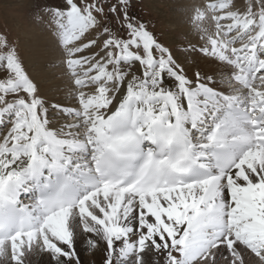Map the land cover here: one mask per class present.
<instances>
[{
    "label": "snow or ice",
    "instance_id": "obj_1",
    "mask_svg": "<svg viewBox=\"0 0 264 264\" xmlns=\"http://www.w3.org/2000/svg\"><path fill=\"white\" fill-rule=\"evenodd\" d=\"M35 4L57 46L73 57L64 63L74 85L95 84L91 96H77L82 111L56 106L88 122L87 144L78 150L91 146L94 167L77 166L72 174L59 168L69 145L48 128L36 85L5 38L0 96H16L18 104L0 112V124L12 126L0 150V264H27L29 255L31 264H217L213 249L227 264H245L244 251L264 261V95L250 98L248 107L216 87L221 63L242 72L248 61L264 79V44L227 61L213 41L211 52L191 49L195 67L186 71L143 20L136 22L133 0L108 4L116 25H104L86 42L104 2ZM85 64L90 78L81 80L76 69ZM70 127L80 124L62 126ZM22 157L26 171H12L9 161ZM26 176L43 197L35 211L20 206ZM73 207L78 237L70 227Z\"/></svg>",
    "mask_w": 264,
    "mask_h": 264
},
{
    "label": "bare ground",
    "instance_id": "obj_2",
    "mask_svg": "<svg viewBox=\"0 0 264 264\" xmlns=\"http://www.w3.org/2000/svg\"><path fill=\"white\" fill-rule=\"evenodd\" d=\"M182 5L186 8L187 12L182 18H187L184 27L188 29L191 24V20L194 18L201 19V29L202 32L193 36L190 41V46L188 47V55L183 62L186 64L185 70H189L195 67L194 63H191L196 57V52L191 51V49H197L199 47H204L209 49L210 52L213 50V41L215 44V51L217 55L223 57L224 59L234 61V57L240 55L242 50L245 49L243 45L235 46L233 39H225L224 35L240 27L243 32L237 34L241 37L245 30H251L252 27H257L259 30L255 34V39L252 40V44H256L258 38L261 36V33L264 32V17H259V15L254 13V10L251 6L248 5V0H180ZM240 15V16H238ZM232 16L234 19L228 24H223V19L228 20ZM221 22V23H220ZM253 22L254 24L250 25ZM220 24V25H219ZM222 27V31L217 29V26ZM237 30V29H235ZM254 31V30H253ZM30 43V55H29V64L34 68H31V73L35 81L39 84L40 97L43 100L41 104L48 112L50 123L48 128L54 129L60 135L61 139L67 141L69 147L63 150L61 157L56 161L59 165L60 159H66V157L71 161L73 166H80L82 169L90 164L89 156H85V151H80L78 149L84 147L87 144V121L82 117L78 120L77 118L70 117L65 115L64 111L59 110L58 107L63 105L65 111L72 112L82 111L81 106L78 103L77 96L79 93H86L87 96H91L94 91H87L86 88L82 89L77 88L74 83V77L69 74V69L65 66L64 61L66 59H72L73 57L66 55V49H61L56 44V39L54 35L49 34L47 30V25L45 27L39 28V26H34L32 32L27 34ZM262 44H264V39ZM247 46V47H249ZM72 47H75L74 45ZM233 49L236 50V53L231 54ZM80 55V54H77ZM227 57V58H225ZM251 59V58H249ZM189 63V64H188ZM243 67L249 65L248 61H242ZM91 67V65L85 64L83 67H78L76 72L81 80H88L89 75H85L86 69ZM218 72L216 79L218 81L216 87L223 88L224 92L232 97H244L247 102H251V99L258 100L257 93L264 95V81L256 80L257 82L252 84L251 89H246L244 84L235 83L233 80L235 76L244 75L241 72H236L232 64L221 63L216 65ZM234 73V75H230ZM260 73V72H259ZM190 74V73H189ZM253 76V75H252ZM259 79V78H257ZM253 79L251 80V82ZM113 86V85H111ZM115 88V87H114ZM85 90V91H84ZM251 98V99H250ZM119 99V98H117ZM55 107V111H52ZM13 107L6 109V112L12 111ZM92 115V112H89V116ZM80 124L79 128L70 127L63 129L64 125H76ZM1 125V124H0ZM71 132V135H68V132ZM11 144H9V147ZM2 148L1 150H3ZM43 154V153H41ZM8 160V157L4 158ZM49 159L51 157L49 156ZM12 163V171L15 172H25L28 164L27 157H22L19 161H9ZM64 167V166H63ZM25 182V179H24ZM23 182V183H24ZM32 202H26L28 206H31ZM91 208L92 205L89 204ZM95 211V208H92ZM70 227L76 233L77 237L81 234V220L78 208H72L71 217H70ZM217 257V264L220 263V253L219 250H213ZM245 257V264H264L258 262L255 256L250 255L247 251L242 253ZM221 264H227V261L224 260Z\"/></svg>",
    "mask_w": 264,
    "mask_h": 264
},
{
    "label": "rangeland",
    "instance_id": "obj_3",
    "mask_svg": "<svg viewBox=\"0 0 264 264\" xmlns=\"http://www.w3.org/2000/svg\"><path fill=\"white\" fill-rule=\"evenodd\" d=\"M248 5H252L251 7L254 10V13L259 15V17H264V0H248ZM57 0H51V3H56ZM104 2V15L99 16V24L96 29L93 30V33H90L89 36L84 38V41L86 42L88 38L93 36L95 33L100 32L101 28L104 27V25L109 26H115L117 23L116 17L112 16L111 19L109 17L111 14L108 12V4L113 3L114 0H97V3ZM134 4V13L137 17V21L143 20L144 23L147 25L148 29L152 34L155 35L156 39L167 49H169L175 58L177 62H184L188 51H185V49H188V47L191 45L190 41L193 38V36H197L202 32L201 29V19L194 18L191 20L190 27L188 29H185L184 26L187 24L186 17L182 18L181 16H184L187 12L186 8L182 5L180 0H133ZM36 4L35 0H0V51L3 50V44L4 39H7L9 47H14L16 50V53H18L19 60L22 62L24 69L27 71L28 75L34 81L37 92L36 96L40 97V90H39V84L35 81L32 73L31 68H34L33 66H30L29 64V55L30 53V43L29 38L27 37V34L32 32V29L34 26H39V28L45 27V23L41 21V19L37 18L36 14ZM240 16V15H238ZM232 17V16H230ZM233 20V19H232ZM231 19L225 20L223 19V22L221 23V26L223 24H229ZM123 22V21H121ZM254 24L253 22L250 23V25ZM220 25V24H219ZM217 26L222 31L221 26ZM185 28H184V27ZM237 30H234L229 36L227 34L224 35V38L227 40L229 37L233 39L237 43H243L246 42L248 44V40L252 38L256 32V30H259V28L252 27V33H248L245 35V37L242 38L237 36L241 32L240 27L236 28ZM254 30V32H253ZM237 31V32H235ZM244 30H242L243 32ZM231 32V31H230ZM258 32V31H257ZM237 36V37H236ZM236 37V38H235ZM103 34L100 36V40H103ZM230 40V39H229ZM216 44V42H215ZM75 46V45H74ZM237 46V45H235ZM97 48L100 47V44L98 43ZM189 64V63H188ZM184 68L186 67V64H183ZM256 80H261L259 79ZM255 80V81H256ZM264 81V80H261ZM112 88L115 87L111 86ZM82 89L83 88H79ZM87 91H94L95 90V84H93L91 87L86 88ZM85 91V90H84ZM21 97H23V94L21 93ZM24 99H27V97H23ZM18 104V98L16 96L9 95L7 97L0 96V112H2L5 106H13ZM14 110H15V106ZM10 108V107H9ZM13 110V108H11ZM6 110V109H5ZM4 110V111H5ZM45 110V107L40 105V111L43 113ZM3 111V112H4ZM52 111H55V107H53ZM11 112V111H10ZM11 125H6L4 130L2 131L0 135V150L5 147L4 140L7 136V134L11 131ZM9 139V144H11V137ZM214 250V249H213ZM216 250V249H215ZM257 259L258 262L264 263L261 259L254 257ZM32 256L29 255L27 258V264H31ZM224 260L220 259V263ZM194 264H212V261L209 260H199L197 262H194Z\"/></svg>",
    "mask_w": 264,
    "mask_h": 264
}]
</instances>
